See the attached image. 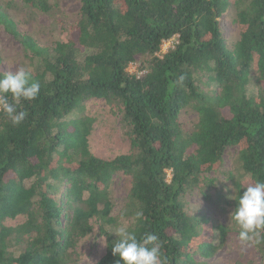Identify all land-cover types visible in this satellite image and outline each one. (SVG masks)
<instances>
[{"label":"trees","instance_id":"1","mask_svg":"<svg viewBox=\"0 0 264 264\" xmlns=\"http://www.w3.org/2000/svg\"><path fill=\"white\" fill-rule=\"evenodd\" d=\"M51 1L61 0L25 3L48 12ZM78 1L81 20L71 39L51 47L21 33L0 10V24L31 54L32 75L41 85L38 98L18 105L26 112L21 124L0 113V264H77L70 250L75 238L92 233L94 219L106 239V253L95 264H117L111 244L119 238L118 219L108 188L118 173L131 178L122 214L126 230L138 238L158 235L167 264H196L193 254L214 256L238 230L190 213L187 196L206 186L205 175L235 145L242 174L234 188L243 194L264 181V0ZM232 5L241 34L230 50L219 19ZM142 58L146 73L131 74ZM199 73L221 91L205 94ZM90 99L105 100L121 114L130 127L131 153L109 161L91 154L93 120L81 116ZM187 108L199 115L193 128L181 121ZM62 188L73 208L70 234L62 228ZM137 211L142 220L135 219ZM19 216H27L23 225H3ZM205 224L216 232L213 238L218 234L217 245L203 240ZM14 244L19 253L10 251ZM259 252L264 257V245Z\"/></svg>","mask_w":264,"mask_h":264},{"label":"rangeland","instance_id":"2","mask_svg":"<svg viewBox=\"0 0 264 264\" xmlns=\"http://www.w3.org/2000/svg\"><path fill=\"white\" fill-rule=\"evenodd\" d=\"M0 10L9 16L21 33L47 47H51L57 42L69 41L73 30L81 20V4L78 0L51 1L48 12L27 5L25 0H0ZM219 25L227 47L233 50L240 40L241 34L237 9L234 5L230 6L219 19ZM174 42L175 40H171L164 43L158 56L167 53ZM0 59L7 73H15L20 67L30 69L31 72L36 69L31 60V54L1 24ZM144 63V58L140 59L139 62L131 65L129 72L142 77L146 73L141 70L145 67ZM197 79L205 94L212 96L221 91L220 86L210 81L208 75L199 73ZM254 90V87L249 86L250 92ZM81 116L93 120L88 137V148L91 154L109 161L117 156L131 153L130 127L123 121L121 114L107 101L98 99L85 101ZM181 121L187 128H193L199 121V115L192 108H187L181 113ZM239 152L240 149L236 145L228 147L218 169L205 175L206 186L187 196V207L190 213L207 217L214 226L230 224L234 182L242 174ZM130 187L131 178L118 173L113 177L108 188L109 199L112 203V215L118 219L116 232L121 228L126 230L129 225L122 214L127 205ZM65 193V188H62L57 196L61 199L64 214H68L67 219L63 214L62 228L67 234H70L69 223L73 217V208L68 206L69 202L65 198ZM26 221L27 216H19L15 220L7 219L3 225L15 228L23 225ZM91 225L92 233L86 237L75 238L73 249L70 250L77 253L79 257L77 264H95L106 253V239L100 234L98 220H92ZM211 233L209 225L205 224L202 233L203 240L212 241L217 245L218 234L215 236L216 238H213L216 232ZM20 249L21 247L15 245L10 248V251L19 253ZM192 262L196 264H264V257L259 252V246L242 247L238 237L230 235L214 256L204 258L193 254Z\"/></svg>","mask_w":264,"mask_h":264},{"label":"clouds","instance_id":"3","mask_svg":"<svg viewBox=\"0 0 264 264\" xmlns=\"http://www.w3.org/2000/svg\"><path fill=\"white\" fill-rule=\"evenodd\" d=\"M40 90L41 85L33 78L30 69L20 67L15 73H4L0 76V113L12 125L18 126L26 118V112L18 111V105L22 100L38 98ZM233 191L235 199L232 200L236 205L230 213V223L238 230L241 246L264 245V181L244 187L243 194L238 187ZM143 215L142 211H137L135 219L142 220ZM115 234L119 238L111 244V251L114 257H118L117 264H167L155 233H145L138 238L135 232L121 228Z\"/></svg>","mask_w":264,"mask_h":264}]
</instances>
